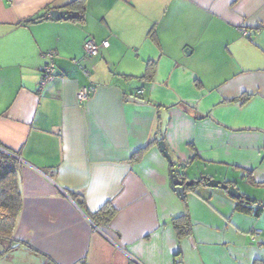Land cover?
<instances>
[{
  "label": "crops",
  "instance_id": "obj_1",
  "mask_svg": "<svg viewBox=\"0 0 264 264\" xmlns=\"http://www.w3.org/2000/svg\"><path fill=\"white\" fill-rule=\"evenodd\" d=\"M88 39L109 46L86 56ZM47 53L54 79L39 88ZM160 141L201 181L183 200ZM0 148L21 195L1 264H264V0H0Z\"/></svg>",
  "mask_w": 264,
  "mask_h": 264
},
{
  "label": "trees",
  "instance_id": "obj_2",
  "mask_svg": "<svg viewBox=\"0 0 264 264\" xmlns=\"http://www.w3.org/2000/svg\"><path fill=\"white\" fill-rule=\"evenodd\" d=\"M70 9L82 13L81 1L73 3ZM81 18V16L79 17ZM248 97H241L239 100L245 102ZM145 150V148L143 149ZM142 150L137 154L139 155ZM201 181H196L194 186L186 190H192ZM21 210V195L17 182V163L12 158L0 153V241H10L14 225ZM235 210L243 214L258 216L261 209L253 207V201L245 198L236 199ZM115 214L114 209L108 204L91 216L96 225H107ZM172 226L178 239L187 237L191 233L190 220L187 214L172 221Z\"/></svg>",
  "mask_w": 264,
  "mask_h": 264
},
{
  "label": "water",
  "instance_id": "obj_3",
  "mask_svg": "<svg viewBox=\"0 0 264 264\" xmlns=\"http://www.w3.org/2000/svg\"><path fill=\"white\" fill-rule=\"evenodd\" d=\"M49 17L52 18L53 20H65L66 21L69 19L77 18V15L72 13V12H69V11L52 10L49 13ZM129 100L132 102H137V103L141 102L140 100H138L136 98H132V97ZM157 146H158L159 151L164 155L165 159L168 161V163L170 165V175H169L170 188L178 197H180V199L183 200L185 198V188L194 185V183L196 181L194 179L185 181V178L178 173V169L175 167L174 162L172 161L170 155L168 154L166 146H165L163 141L158 142ZM0 151L4 152V153H6L12 157H15L14 154L5 151L2 148H0ZM201 180L206 187L226 191V193L232 198H235V199L245 198L238 191V189H236V187L234 185H230L228 183L220 182V181L215 180L209 176H202ZM77 202L78 201H76L75 203H77Z\"/></svg>",
  "mask_w": 264,
  "mask_h": 264
},
{
  "label": "built area",
  "instance_id": "obj_4",
  "mask_svg": "<svg viewBox=\"0 0 264 264\" xmlns=\"http://www.w3.org/2000/svg\"><path fill=\"white\" fill-rule=\"evenodd\" d=\"M109 43L104 41L100 44H96L91 39L86 40L84 44V52L86 56H96L99 53V50L102 48H107ZM45 62L40 70V80H39V88L44 87L54 79L55 74V65H54V54L47 53L45 54ZM85 75L88 76V72H85ZM95 90L94 87L83 88L77 92V99L79 102L86 101L89 97V93Z\"/></svg>",
  "mask_w": 264,
  "mask_h": 264
},
{
  "label": "rangeland",
  "instance_id": "obj_5",
  "mask_svg": "<svg viewBox=\"0 0 264 264\" xmlns=\"http://www.w3.org/2000/svg\"><path fill=\"white\" fill-rule=\"evenodd\" d=\"M1 264V263H0Z\"/></svg>",
  "mask_w": 264,
  "mask_h": 264
}]
</instances>
